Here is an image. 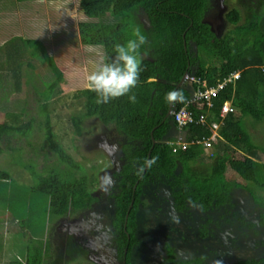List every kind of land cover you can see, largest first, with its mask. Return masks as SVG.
Wrapping results in <instances>:
<instances>
[{"label": "trees", "instance_id": "16d2710c", "mask_svg": "<svg viewBox=\"0 0 264 264\" xmlns=\"http://www.w3.org/2000/svg\"><path fill=\"white\" fill-rule=\"evenodd\" d=\"M16 4L23 14L24 30L34 33L32 17L38 20V14L48 15L42 10L45 3L40 0H0V7L6 5L8 8L7 15ZM240 4L244 11L233 9L227 14L232 28L220 36L204 20L210 0H80L82 12L97 19L79 23L81 40L85 45H103L104 63L114 56L115 44L134 38V29L139 28L147 38L139 50L142 67L139 81L130 93L135 94L136 101L130 102L125 95L111 99L107 104H98L95 92L82 89L79 95L86 97L84 112L71 116L75 134L79 136L86 120L96 118L106 129L107 137L122 138L124 142L126 160L120 171L121 190L113 196L116 209L115 237L112 239L122 264H135L140 208L147 207V203L153 201L151 195L157 196L161 188H170L169 201L174 211L192 214V210H197L207 214L232 204V194L245 189L243 181H250L257 175L255 159L260 157V151L264 152V142H255L251 131L264 121V0H240ZM4 28L9 31L7 25ZM10 41V37L5 39L0 31V46L5 48L7 64L13 68L8 70L14 77L12 81L8 72H0V87L4 91V87L10 85L19 94L26 92L23 100L17 103L18 110H11L6 105L2 109L5 119L0 121V153L3 151L1 144L8 150H25L24 159L28 162L23 167L32 171L33 177L38 176L31 191L47 199L52 222L70 214L88 212L100 201L94 194L100 172L87 174L84 166L56 138L52 128L51 97H43L46 92L36 95L33 92L35 81L30 82V78L22 90V61L20 69L12 66L17 46L7 47ZM38 43L43 40L38 38ZM40 49L44 47L41 45ZM21 50L22 44L20 53ZM45 56L43 62L53 61V57ZM23 60L27 64L29 56ZM52 64L57 70L56 77L62 79V68L55 62ZM192 70L194 72L190 73ZM235 72H240V78L227 83L213 98V107L189 105L196 119L201 114H209V123L194 122L180 131L174 117L167 116L170 103L165 96L168 91H183L185 100L174 104L176 110L187 105L192 97L188 86L178 87L186 73L195 74L212 87ZM194 87L198 85L194 84ZM46 88L41 87L40 91ZM228 101L238 110L225 118L222 137L215 141L210 155L201 143L190 145L187 151L174 150L175 140L181 132L186 133L190 142L210 137L209 124L221 120L220 112ZM225 150L243 157L226 158L222 156ZM148 159L155 162L146 167ZM29 162H35L36 166ZM229 168L241 180H231L227 176ZM0 179H11L10 173L1 167ZM253 200L261 207L264 225V200L256 197ZM49 232L47 237H32L30 245L24 244L21 257L15 256V252L6 264H96L90 257V250L77 242L72 234L66 237L64 253L56 257ZM167 250L168 260L176 261L174 249L168 246ZM199 263L201 260L196 258L179 264ZM240 263L264 264V257L241 260Z\"/></svg>", "mask_w": 264, "mask_h": 264}, {"label": "rangeland", "instance_id": "374dc122", "mask_svg": "<svg viewBox=\"0 0 264 264\" xmlns=\"http://www.w3.org/2000/svg\"><path fill=\"white\" fill-rule=\"evenodd\" d=\"M40 1L45 3L46 7L42 10H46L48 15L40 13L38 20L31 16L34 19V33L24 30L23 14L18 4L13 6L8 15L6 5L0 7V31L4 33L5 39L10 37L12 40L7 47L12 44L17 46L12 66L20 69L22 61V90L30 78V82L35 81L33 92L36 95L41 96L46 92L43 97H51L52 128L56 138L84 166L87 174L91 176L100 172L94 190L100 201L88 212L70 214L52 222L47 199L31 191V187L38 182V176L33 177L32 171L23 167L28 162L24 159L25 150H8L1 144L0 167L10 173L11 179H0V264L8 263L15 252V256L21 257L25 251L23 247L31 244L30 239L47 237L49 227L56 257L64 253L66 237L72 234L77 242L90 250V257L96 264H122L121 258L115 257L116 249L111 240L114 239L113 219L116 209L113 196L120 192L118 172L126 160L124 142L116 137H107L106 129L96 118L86 120L82 135L79 136L75 134L71 120L74 113L84 112L86 97L79 93L88 88V75L104 63L105 47L85 45L79 31L81 21L97 19L82 12L80 0ZM233 9L244 11L240 0H210L204 20L212 25L218 35H224L232 28L227 14ZM6 25L9 31L4 28ZM38 38L43 43L37 44ZM41 45L44 49L39 50ZM45 55L53 57V61L43 62ZM27 56L29 61L26 64L23 59ZM54 62L63 70L60 80L56 77V68L52 66ZM7 63L5 48L0 46V72H8L9 78L14 81L12 72L8 70L13 68ZM184 84L193 93L187 81ZM41 87L47 88L40 91ZM4 89L0 87V121L5 119L3 107L6 105L11 110H18L17 103L23 100L26 92L19 94L10 85ZM41 116L45 120V115ZM251 132L255 142H264V121L252 128ZM18 143L21 144L20 141ZM212 151L205 149L209 155ZM222 156L235 159L243 157L240 153L227 150L222 152ZM29 163L36 166L35 162ZM255 164L256 177L243 181L245 189L232 194V204L207 214L195 213L194 210L192 214L174 211L169 201L171 191L168 187L161 188L157 196L152 194L153 201H149L147 207L140 208L138 214L139 243L134 256L135 264H179L196 258L201 260L199 264H241V260L264 257L261 207L253 200L254 197L264 200V152L260 151ZM227 176L231 180H241L231 168L227 170ZM108 178L111 183L106 182ZM252 223L254 226H251ZM168 246L174 249L176 261L168 260Z\"/></svg>", "mask_w": 264, "mask_h": 264}, {"label": "clouds", "instance_id": "9594fccd", "mask_svg": "<svg viewBox=\"0 0 264 264\" xmlns=\"http://www.w3.org/2000/svg\"><path fill=\"white\" fill-rule=\"evenodd\" d=\"M133 39H128L125 43L114 45V56L110 62L98 65L87 77V87L97 94L98 104H107L111 99L127 95L130 102L136 101L135 94L132 93L139 81L141 67L140 49L146 44V36L139 28L134 29ZM186 82V81H184ZM165 99L170 104L183 102L185 100L183 91L175 89L166 93ZM175 108H173V111ZM172 111V116H173ZM180 130V129H179ZM181 131V130H180ZM180 134L186 135L185 132ZM115 147V146H113ZM155 160L146 163L151 166ZM111 183L110 178L106 179Z\"/></svg>", "mask_w": 264, "mask_h": 264}, {"label": "built area", "instance_id": "2783aa9c", "mask_svg": "<svg viewBox=\"0 0 264 264\" xmlns=\"http://www.w3.org/2000/svg\"><path fill=\"white\" fill-rule=\"evenodd\" d=\"M185 78L188 84H191L193 87L194 84H197L198 87H194L192 97L187 105L173 111L174 121L177 123L179 129L181 130L194 122L202 125L209 123V114H201L200 117L196 119L194 113L192 112V110H190L189 105L194 104L199 108H204L205 106H208L209 108L213 107V98L219 94V92L227 85V83L239 79L240 72L231 74L224 81L220 82L218 86L212 87L207 86V82L201 80L200 78H197L195 74L187 73ZM235 111L236 106L232 102H225L220 112L221 120H213L212 123L209 124L212 130V135L210 137H204L197 142H190L186 139L184 134H180L175 140L174 150L178 151L179 149H181L182 151H187L189 150L190 145L194 143H201L206 150L214 149L215 141H217L218 138L222 137L221 133L224 129L225 118L230 113H233Z\"/></svg>", "mask_w": 264, "mask_h": 264}, {"label": "water", "instance_id": "95a60500", "mask_svg": "<svg viewBox=\"0 0 264 264\" xmlns=\"http://www.w3.org/2000/svg\"><path fill=\"white\" fill-rule=\"evenodd\" d=\"M186 75H187V73L184 75L183 79L180 81L178 87H180V86L183 85V83H184V81H185V77H186ZM189 85L192 87V89H194V87H193L191 84H189ZM173 108H174V104H170V108H169V111H168V115H167V116H170V115L172 114ZM155 143H156V140L153 138V144L155 145ZM150 154H151V151H150V153H149V156H150ZM148 161H149V159H148ZM146 167H148V164H147ZM131 207H132V205L130 206V209H131ZM130 209H129V211H130ZM128 216H129V215H127V217H128Z\"/></svg>", "mask_w": 264, "mask_h": 264}, {"label": "flooded vegetation", "instance_id": "af4514ba", "mask_svg": "<svg viewBox=\"0 0 264 264\" xmlns=\"http://www.w3.org/2000/svg\"><path fill=\"white\" fill-rule=\"evenodd\" d=\"M210 7V6H209ZM209 9V8H208ZM120 139H122V138H120ZM123 166V165H122ZM122 166H121V168H122ZM121 168H120V171H121ZM120 171L118 172V176H119V181L121 180V175H120ZM120 190H121V185H120ZM114 201H115V199H114ZM115 205H116V201H115ZM230 205V204H229ZM228 206V205H227ZM195 213H197V210H195ZM199 213V212H198ZM113 237H115L114 235H113ZM112 242H113V248H115L116 250H115V252H116V255H115V257L117 256L118 257V259H119V255H118V251H117V246L116 245H114V243H115V240H111ZM114 250V249H113ZM122 261V260H121Z\"/></svg>", "mask_w": 264, "mask_h": 264}, {"label": "crops", "instance_id": "0c3cea01", "mask_svg": "<svg viewBox=\"0 0 264 264\" xmlns=\"http://www.w3.org/2000/svg\"><path fill=\"white\" fill-rule=\"evenodd\" d=\"M172 132H174V130Z\"/></svg>", "mask_w": 264, "mask_h": 264}]
</instances>
